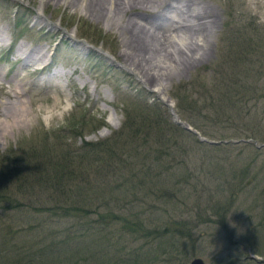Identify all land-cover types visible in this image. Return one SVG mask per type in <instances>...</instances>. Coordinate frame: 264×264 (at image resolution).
<instances>
[{
  "label": "rangeland",
  "instance_id": "1",
  "mask_svg": "<svg viewBox=\"0 0 264 264\" xmlns=\"http://www.w3.org/2000/svg\"><path fill=\"white\" fill-rule=\"evenodd\" d=\"M149 2L146 9L120 7L114 13L75 2L0 0V166L18 158L33 167L32 148L49 146L54 160L40 167L48 172L55 162L59 166L55 159L81 145L117 142L128 133L123 110L144 107L138 92L146 104L159 106L153 114L165 112L166 122L191 129L182 128L175 144L169 134L152 133L146 143L139 141L126 167L88 180L96 209L83 230H76L87 234L79 240L85 244H60L45 253L48 244L73 234L75 220L50 219L33 209L37 196L49 191L34 187L28 200L25 192L17 193L21 207L0 206V264H188L193 258L204 264H264V80H252L255 64L244 75L237 67L238 78L229 84L233 74L226 61L259 39L242 32L252 24L264 30V0ZM127 30L139 36L135 49L123 42ZM173 34L181 39L176 49L163 44L158 54L145 43L171 42L166 39ZM17 48L44 59L22 67ZM243 54L236 60L240 66L248 60ZM50 76L53 81H46ZM157 84L169 104L152 92ZM227 86L255 90L239 110L240 95L222 96ZM194 101L198 107L216 105L217 113L185 110L194 113L189 124L178 108ZM69 103L71 110L64 111ZM228 109V118L220 117ZM22 166L14 169L22 174ZM76 168L73 180L82 178L74 177L83 174ZM10 191L16 193L9 188L0 194ZM22 243H31L26 254Z\"/></svg>",
  "mask_w": 264,
  "mask_h": 264
},
{
  "label": "trees",
  "instance_id": "2",
  "mask_svg": "<svg viewBox=\"0 0 264 264\" xmlns=\"http://www.w3.org/2000/svg\"><path fill=\"white\" fill-rule=\"evenodd\" d=\"M252 26V29H244L242 33L253 32L255 33V35H258L260 37L258 40H256L257 37L250 40L247 43L246 47H244L242 50H238L239 55L237 56L238 59V57L241 56V53L244 52L242 56H245L248 59L246 65L240 66L238 62H236L237 59L235 60L233 56L230 59H226L228 69L230 70L228 72L230 74H233V78L230 79L229 84H231L234 79L236 81V78H238V73L236 70L237 67H239L238 71L240 70V68H242V75H244L245 71L254 70L255 64H257L255 69L256 76L252 80H264V30L257 31L258 29L254 27V24H252ZM234 48L236 49V47ZM229 52H231V50H229ZM225 79H228V77L222 79L223 83ZM215 80L217 79L215 78ZM262 88L264 89V86ZM235 89L237 88L227 86L223 90L222 96L233 99V96H235V94L240 95V98L236 99V103H239L238 109L240 110V108H242L245 103L250 101L251 97H249L248 94H251V92L255 89H244L240 92H237ZM139 94L141 93H136L135 98L137 102L142 103L144 107L137 106L135 109L129 111L130 113L127 110H123L124 121L122 127L126 129L127 126L128 133L126 134V137L123 135L122 139H118L117 142H115V140L111 141L112 139H110L109 141L111 142L109 143L102 142L98 144L96 143L81 145L82 149L77 148L73 151L70 150L68 153H64L61 158L55 159L59 162V166L57 167V164L55 162L53 168L48 172H45V170L40 167H46L47 165L50 166L49 162L54 160L52 156L54 150H52V148L49 146H46L44 150L37 147L32 148L30 154L33 155V157L29 158L30 160L28 161L33 162V167L26 165L27 163H24L27 162V160L22 162L18 158H11L10 160L6 159V162L4 161L5 165L0 166V191L6 192L10 188V190L13 189L16 192L12 193L10 191V194L5 196L0 194V206L6 205L8 209H18L22 204L19 200H17L19 198H15V195L19 192H25L26 197L24 198V200H28L29 194H31L30 191H32L34 187H37L41 191L50 192H48L49 195L45 197L40 196L41 194L37 196L39 203H37L36 201L35 203H33L35 206L38 205V207H33V209H36L37 213L50 217V219L75 220L74 225L77 226L75 229H71L73 231V234L70 236H65L60 240H55L52 244H48L45 247V253L51 251L52 249H57L60 244H76L78 242H81V244H85V241L79 240L84 239L87 234L83 233V231L80 232L76 230H83L82 227L84 224H86L84 222V219L89 215L91 209H93V211H95L96 209V205H94V201L92 199L90 200V195L88 193L89 179H91L92 182L94 179H97L103 175L115 174L119 169H123L124 167H126L128 165V160L131 154H137L136 151L139 148V141L141 143L145 141L146 143L147 137H149L152 133H161V135H165L166 133L171 135V141H173V144L176 143L175 138H178L179 136H182L183 133H185L182 128L176 127L166 122L165 112L153 114L155 111H158V109H160L159 106L155 107L152 106L153 104H146L144 99L141 98ZM135 98L133 99L134 101ZM232 102L235 103L234 101ZM178 110L180 111L179 116L185 121L188 120L189 124H194V120H190L192 114L194 113H184L185 110H187L188 112H195L196 114H200L201 111H206L207 113H209V115L212 116L217 113L216 105L212 107V105L206 106L205 104H201L200 107H198L195 104V101L194 103H191L186 107L183 106L178 108ZM248 113L249 112L247 109L246 114ZM228 114H230L229 109L227 113L223 114L220 117L228 118ZM143 118L147 119L145 120ZM213 120L216 121L217 119L214 118ZM144 121L146 122L145 125ZM54 146L56 147V145ZM46 154H49L50 156H46ZM63 160L67 161V163H65ZM121 162H126L127 164H119ZM16 164L24 165L27 170L23 171L21 174L19 172V168L14 169V165ZM5 167H9L12 170L7 171V169H4ZM74 167H77L76 169L81 170L83 173L74 175V177L82 178L75 180L71 178V174H74V172H72L71 170H73ZM23 173H27L28 176H31V179H27V176ZM43 173L45 174L44 177L41 176ZM6 179L8 180L3 181ZM96 199L97 198H95L94 200ZM73 226L71 227L73 228ZM64 232L65 230L63 231V235ZM22 244L27 245L19 246L21 252H24L26 247L31 246V243ZM89 248L94 249L91 245H89ZM24 253L26 254V252ZM11 254L14 255L16 254V252L13 251ZM17 255L18 254H16V256ZM78 255L79 254L74 256ZM92 255L94 256V254ZM86 256L82 258L83 263H86ZM93 259L98 260V258ZM138 259L141 261V258L138 257ZM41 264L47 263L41 262ZM56 264H59V262H57Z\"/></svg>",
  "mask_w": 264,
  "mask_h": 264
},
{
  "label": "bare ground",
  "instance_id": "3",
  "mask_svg": "<svg viewBox=\"0 0 264 264\" xmlns=\"http://www.w3.org/2000/svg\"><path fill=\"white\" fill-rule=\"evenodd\" d=\"M49 1H52L54 4H58V3H60V2H63V3H65V4H73L74 2L75 3H77L79 6H81V7H85V9L87 8V10L88 9H95V8H100V9H106V8H108L109 10H112L114 13H116V12H118L119 11V8L121 7L122 8V10L123 11H127V10H129L130 8L131 9H134V8H139V9H146V4L147 5H149V1H151V0H40V3L41 4H43V5H46L47 4V2H49ZM176 1V0H175ZM160 2H161V0H160ZM165 2V1H164ZM153 3V2H152ZM175 3V2H174ZM162 4V3H161ZM169 4V3H168ZM154 5V4H153ZM157 5H159L158 3H157ZM186 5V4H185ZM176 6V5H175ZM174 6V7H175ZM178 7H179V5H178ZM186 7V6H185ZM190 6H188V8H189ZM172 9V8H171ZM177 9V8H176ZM186 9V8H185ZM185 9H183V10H185ZM190 9V8H189ZM152 10V9H151ZM173 10V9H172ZM189 11V10H188ZM132 12V11H131ZM188 13V12H187ZM192 13V12H191ZM124 14V13H123ZM170 14V13H169ZM178 14V13H177ZM209 14V13H208ZM111 15V13H109V11L107 12V16H110ZM159 15V14H158ZM210 15V14H209ZM208 15V16H209ZM163 17V16H162ZM38 18V17H37ZM159 18V17H158ZM165 18V17H164ZM40 19V18H39ZM128 20V19H127ZM129 20L131 21L132 20V18H129ZM134 20V19H133ZM127 23H129V24H131V22H127ZM157 28H159L158 26H156ZM154 30V29H153ZM1 36V35H0ZM158 39H161V38H157V39H154V41H156L155 42V44H153V43H150V42H145L148 46H151V47H153L152 49L154 50V51H157V53L158 52H161V53H163L164 51H163V49H161V47L160 46H162L163 44H165V46H167V48H170L171 46L174 48L175 47V49L177 48L176 46H178L179 45V43H181V39L178 37V36H176L175 37V34H173V35H170V36H167V39L166 40H170L171 42H160V40H158ZM139 40V36L138 35H135V34H133V33H131L129 30H127V35L124 37V41L123 42H125V45L127 44L128 46H130L128 43H131L132 44V48L133 49H135V44H136V42ZM2 41H3V39H2ZM124 46V45H123ZM80 48V47H79ZM126 48V50H127V55L129 54V52H128V50H129V47H125ZM17 52H18V48H17ZM30 53H28V52H24L23 50H20L19 52H18V55H19V57L23 60V64H24V62H26L27 60H30L31 59V61L32 62H34L33 63V65H35L36 64V62H41L43 59H44V56L43 55H35L34 57H33V55L32 56H30L29 55ZM159 54V53H158ZM53 57V56H52ZM24 66H26V64H24L22 67H24ZM43 68V67H42ZM41 68V69H42ZM140 68V70H142L144 67H139ZM54 76H57V77H59V75H58V73L56 72V74L54 73L53 74ZM13 81H14V79H13ZM46 81H48V80H46ZM48 82H50V81H48ZM14 83V82H13ZM19 89V88H18ZM152 92H154L158 97H159V99H161V101L162 102H164V103H166V104H169V100H168V98L166 97V95H165V92H164V90L162 89V85H159V84H157V85H155V87L153 88V91ZM14 93V92H13ZM6 103V102H5ZM11 105V104H10ZM7 108H10L9 106L7 107ZM18 108L16 107L15 108V110L16 111H19V110H17ZM3 110V109H2ZM11 111H12V107H11V109H10ZM9 110V111H10ZM23 111V110H22ZM3 112V111H2ZM6 112V111H5ZM8 113V112H7ZM11 113H14L13 111L11 112ZM11 113L9 114V116L7 117L6 116V118L4 119V121L5 120H9L11 117H10V115H11ZM17 113V112H16ZM15 113V114H16ZM19 113V112H18ZM24 114V113H23ZM15 116V115H14ZM5 117V116H4ZM16 117H18L17 115H16ZM2 119H3V117H2ZM13 119V118H12ZM3 121V122H4ZM1 122H2V120H1ZM3 122H2V124H3ZM178 122H180V121H178ZM181 123V122H180ZM12 124V123H11ZM5 125V124H4ZM9 125V124H8ZM181 125L183 126V124L181 123ZM181 127V126H180ZM183 127H185V126H183ZM12 128V127H11ZM182 128V127H181ZM190 129V128H189ZM190 132H191V129H190ZM216 146V145H215Z\"/></svg>",
  "mask_w": 264,
  "mask_h": 264
},
{
  "label": "water",
  "instance_id": "4",
  "mask_svg": "<svg viewBox=\"0 0 264 264\" xmlns=\"http://www.w3.org/2000/svg\"><path fill=\"white\" fill-rule=\"evenodd\" d=\"M175 123L177 124V125H179V126H181L184 130H186L187 132H190V129L189 128H187V127H183L182 125H181V123L180 122H178V121H175ZM203 141V140H202ZM206 143H209V144H211V145H220V144H226L227 142H206ZM261 147V146H260ZM251 259H253L252 257H250ZM260 263V262H259ZM188 264H204V262L201 260V259H199V258H193Z\"/></svg>",
  "mask_w": 264,
  "mask_h": 264
},
{
  "label": "clouds",
  "instance_id": "5",
  "mask_svg": "<svg viewBox=\"0 0 264 264\" xmlns=\"http://www.w3.org/2000/svg\"><path fill=\"white\" fill-rule=\"evenodd\" d=\"M38 111H40V106H38V109H37ZM71 110V105H70V103L68 104V107H66L65 109H64V111H70ZM47 115V114H46ZM42 119H44V122L47 124L48 123V119H46L45 118V116H42Z\"/></svg>",
  "mask_w": 264,
  "mask_h": 264
}]
</instances>
